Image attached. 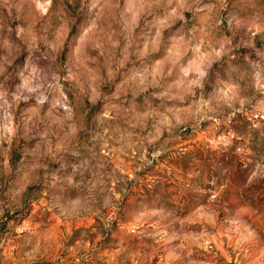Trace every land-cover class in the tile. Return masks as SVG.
Returning <instances> with one entry per match:
<instances>
[{"label":"rangeland","instance_id":"rangeland-1","mask_svg":"<svg viewBox=\"0 0 264 264\" xmlns=\"http://www.w3.org/2000/svg\"><path fill=\"white\" fill-rule=\"evenodd\" d=\"M0 264H264V0H0Z\"/></svg>","mask_w":264,"mask_h":264}]
</instances>
